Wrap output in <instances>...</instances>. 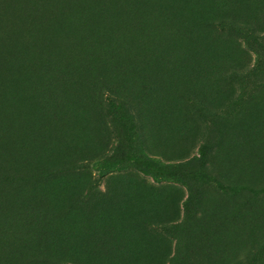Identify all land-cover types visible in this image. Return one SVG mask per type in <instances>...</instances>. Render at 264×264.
I'll return each mask as SVG.
<instances>
[{
    "label": "rangeland",
    "instance_id": "obj_1",
    "mask_svg": "<svg viewBox=\"0 0 264 264\" xmlns=\"http://www.w3.org/2000/svg\"><path fill=\"white\" fill-rule=\"evenodd\" d=\"M4 9L0 264H264V0Z\"/></svg>",
    "mask_w": 264,
    "mask_h": 264
},
{
    "label": "trees",
    "instance_id": "obj_2",
    "mask_svg": "<svg viewBox=\"0 0 264 264\" xmlns=\"http://www.w3.org/2000/svg\"><path fill=\"white\" fill-rule=\"evenodd\" d=\"M9 1L10 0L0 1V9H2L4 15L8 14V12L5 11L4 7H6V3ZM220 24H222L223 27L233 30L234 32L240 33L247 38H256L257 36L253 27L248 24L241 25L229 20L222 21ZM103 177V173H99V178L101 179Z\"/></svg>",
    "mask_w": 264,
    "mask_h": 264
}]
</instances>
